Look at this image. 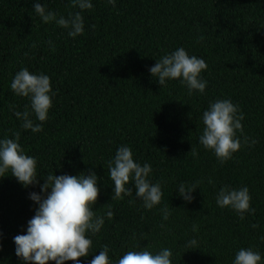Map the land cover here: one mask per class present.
Listing matches in <instances>:
<instances>
[{
	"label": "trees",
	"instance_id": "obj_1",
	"mask_svg": "<svg viewBox=\"0 0 264 264\" xmlns=\"http://www.w3.org/2000/svg\"><path fill=\"white\" fill-rule=\"evenodd\" d=\"M33 2L0 0V138L19 133L18 143L36 158L40 183L52 173L97 175L93 211L104 216L111 207L114 216H104L81 264L105 245L113 264L128 250L161 248L172 251V264H231L242 247L264 259V0H116L115 6L91 0L93 8L81 12L84 32L75 38L54 22L43 23ZM36 2L63 16L79 10L69 0ZM177 47L206 62L203 94L189 95L178 80L159 86L149 73ZM21 68L48 75L56 93L35 133L13 114L29 104L10 89ZM226 98L239 106L243 131L236 133L241 147L221 164L198 137L209 102ZM121 145L141 165H151V181L161 184V201L151 210L135 198L131 181L132 195L116 199L112 193L108 162ZM181 182L196 186L190 202L177 195ZM222 186H247L254 213L241 219L218 207ZM33 191L38 184L23 187L9 173L0 177V264H23L12 238L34 215ZM165 206L167 221L161 219ZM192 239L195 249L187 246Z\"/></svg>",
	"mask_w": 264,
	"mask_h": 264
},
{
	"label": "clouds",
	"instance_id": "obj_2",
	"mask_svg": "<svg viewBox=\"0 0 264 264\" xmlns=\"http://www.w3.org/2000/svg\"><path fill=\"white\" fill-rule=\"evenodd\" d=\"M107 4L115 6L116 0H106ZM69 5L79 9L67 16L58 15L34 0L33 9L43 23L54 22L67 31V36L75 38L84 32L82 11L91 10V0H69ZM50 51H55L52 41H48ZM207 64L202 58L189 55L183 47L166 53L156 60L148 71L156 78L159 86H164L169 80H178L185 85L188 94L195 90L203 94L206 88L201 72ZM10 89L15 95L26 97L29 104L22 112L13 114L21 123V128L33 133L42 130V124L48 119L52 98L56 95L50 84V78L44 73H32L27 68L17 71L10 83ZM35 117V121L32 117ZM243 114L239 106L230 99H216L209 102L202 112L201 120L204 125L198 142L205 150H211L218 161L223 164L230 159L241 147V139L237 132L242 133ZM19 133L13 138H0V177L5 173L11 174L23 187L39 185V192H30L28 198L37 207L34 215L27 221L23 234L15 235L13 239L14 253L23 264H64L72 261L81 264L78 258H87L92 246L91 235L98 233L104 223V216L111 219L114 212L111 207L104 216L95 214L93 204L97 200L99 188L97 175L89 170L77 175H53L43 177V183L37 179L36 158L27 155L18 143ZM247 142V138H245ZM255 141H251L254 144ZM191 150V149H190ZM196 155L195 152L192 153ZM151 165L134 160L132 150L127 145H121L108 162V175L112 181V193L116 199L132 195V188L127 187L131 181L135 188V198L142 202L145 210H151L158 205L162 198L160 182H152ZM195 185L181 182L177 195L184 201L190 202ZM251 196L247 186L239 189L222 186L216 194L218 207H229L243 219L244 214L254 213L250 207ZM134 201H130L133 203ZM161 219L167 221L171 212L168 206L161 210ZM164 225L162 224L161 227ZM252 227H256L253 225ZM196 231V227L192 229ZM264 239V238H262ZM197 241L188 242L190 249H195ZM110 249L105 245L102 250L87 264H113L109 256ZM173 253L168 248H161L153 253L149 250H128L124 252L115 264H172ZM231 264H264L261 253L253 247L240 248L236 251Z\"/></svg>",
	"mask_w": 264,
	"mask_h": 264
}]
</instances>
